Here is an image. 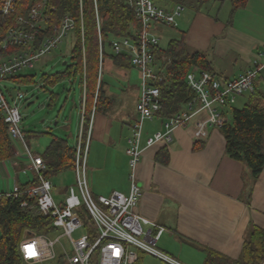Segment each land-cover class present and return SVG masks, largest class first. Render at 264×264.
Masks as SVG:
<instances>
[{
  "label": "crops",
  "instance_id": "1",
  "mask_svg": "<svg viewBox=\"0 0 264 264\" xmlns=\"http://www.w3.org/2000/svg\"><path fill=\"white\" fill-rule=\"evenodd\" d=\"M153 1L167 10L178 4L185 7L171 33L172 39L184 37L191 50L205 52L214 72L221 77H239L252 66L257 53L264 51V0H249L234 15L231 5L224 17L221 9L225 0L200 7L195 0ZM105 60L103 87L115 102L110 112H98L94 117L88 176L96 196L130 191L126 149L121 153L115 146H127L140 94L139 86L133 117L116 122L111 116L116 100L106 89L104 69L112 70L117 66L115 72L126 80L128 68L116 65L111 58V61ZM256 84L264 92V69ZM228 110L225 109L227 113ZM207 116L208 112L202 110L185 126L177 127L167 146L159 142L146 147V137L162 128L160 119L144 126L142 147L145 148L138 169L142 195L137 211L166 228L158 247L184 264H205L209 250L232 259L239 258L245 237L253 226L264 229V169L254 179L243 162L229 157L220 128L204 126ZM18 151L19 157L8 160L11 165L8 166L7 160L0 162L3 179L0 178V191H10L16 184H27L36 177L24 148ZM68 187L58 193L63 195L59 200H63ZM138 264L170 263L140 252Z\"/></svg>",
  "mask_w": 264,
  "mask_h": 264
},
{
  "label": "built area",
  "instance_id": "2",
  "mask_svg": "<svg viewBox=\"0 0 264 264\" xmlns=\"http://www.w3.org/2000/svg\"><path fill=\"white\" fill-rule=\"evenodd\" d=\"M129 3L135 10L140 26L129 36L115 38L112 50L114 54H128L132 66L140 72L137 116L132 123V134L126 146L130 191L128 194L114 191L108 196H95L91 190L88 158L95 111L86 128L84 85L80 130L75 144L73 170L76 184L69 186L63 200H57L53 194L51 178L43 174L48 164L43 156L31 149L23 131L20 103L26 93L4 84L20 75L23 69L33 68L35 62L43 56L60 48L75 30L76 19L67 13L61 17L59 24L54 25L51 10H55V7L49 4V0H31L22 13H17L19 6L25 8L21 0H0V120L6 123L12 139L22 144L29 167L41 180L38 185L24 191L27 199L21 205L31 206L35 212L51 217L53 226L62 231L56 240L44 234L24 238L20 243V251L29 264L56 259L55 244L63 236L70 239L73 252L69 254L64 249L62 255L72 264H138L140 252L154 255L170 264H184L158 247L166 228L137 211L142 195L138 169L145 148L142 147L144 124L155 119H160L162 123L160 130L146 137V147L159 142L168 145L174 138V130L185 126L198 112H208L204 126L220 128L228 120L225 109L235 104L238 96L245 93L251 95L257 91L256 81L264 69V51L257 53L252 66L235 79H226L198 68L192 69L187 75V81L195 91V96L177 113L163 119V103L158 84L167 74L165 69H159L156 64L155 49L160 45L158 30L161 26H177L176 19L185 7L178 4L167 10L156 5L153 0H129ZM100 53L102 61V44ZM20 154L16 150L14 157ZM22 192L21 185L16 184L10 191H0V196L6 194L17 197ZM82 206H86L93 228L92 232L76 240L72 237L73 231L79 226H85L79 214Z\"/></svg>",
  "mask_w": 264,
  "mask_h": 264
},
{
  "label": "trees",
  "instance_id": "3",
  "mask_svg": "<svg viewBox=\"0 0 264 264\" xmlns=\"http://www.w3.org/2000/svg\"><path fill=\"white\" fill-rule=\"evenodd\" d=\"M213 1L217 0H195V4L200 7ZM229 1L234 15L238 9L244 8L249 0ZM21 3L25 8L23 9V5L19 6L17 13L24 12L31 0H21ZM49 4L55 7V10H51L54 25L59 24L61 17L67 13L76 19L75 30L66 41L71 46L73 63L70 67L73 70L53 75L52 81L55 82L72 73L80 75L82 87L80 107L84 98V85L86 87L87 128L93 111L95 117L98 112L108 113L114 107L115 101L108 96L103 87L102 64L105 58L113 59L114 63L121 67H133L128 54L113 53V40L131 35L133 30L140 26V22L129 0H96V5L95 0H49ZM155 55L157 67L165 69L167 74L158 84L163 103L161 117L165 119L177 113L195 96V91L187 81L188 73L194 68L214 72V68L208 55L200 50H191L184 37L171 39L167 48L158 46ZM24 81H33V75L20 74L13 78L11 83ZM55 97L56 94L53 93L51 102H54ZM227 108L228 120L220 127L226 139V153L229 157L243 162L249 168L252 177L257 179L264 169V92L257 88L243 106L237 107L233 104ZM23 131L28 138L30 135L24 127ZM51 135L52 140L43 152L33 150L43 156L48 164L47 170L43 173L46 178H51L67 168L74 169L76 158L75 145H70L66 137L53 133ZM14 142L8 133L6 123L0 120V162L14 157L16 152ZM40 182V178L36 176L32 182L21 185L23 192L17 197H9L6 194L0 196V264H29L22 257L21 241L31 235L44 234L50 237L53 232L58 231L53 226L51 217L35 212L31 206L21 205L27 199L24 191ZM79 214L84 219L85 227L92 229L93 223L86 206L79 208ZM263 261L264 229L255 225L245 237L239 258L232 259L209 250L205 264H262ZM52 264L72 263L64 255H60Z\"/></svg>",
  "mask_w": 264,
  "mask_h": 264
},
{
  "label": "rangeland",
  "instance_id": "4",
  "mask_svg": "<svg viewBox=\"0 0 264 264\" xmlns=\"http://www.w3.org/2000/svg\"><path fill=\"white\" fill-rule=\"evenodd\" d=\"M230 9V1L225 0L221 9V16H226ZM161 27L159 32L160 46L167 48L170 40L173 38L171 33H173L177 26ZM65 61L67 62L66 64H64ZM108 61H111L109 57L106 58L105 62ZM72 63L70 43L68 42L67 44V42H65L60 48L55 49L51 53L43 56L39 61H36L33 68H25L21 71L22 75H33V81L17 83H11L9 81L4 84L9 88L15 87L26 93V97L20 103V110L23 115L22 125L27 134L30 135L27 138L28 145L36 152L44 151L46 144L48 145L51 142V133L66 137L72 145L77 143L80 130V104L82 97L80 75L72 73L55 82L52 81L53 75L64 73L69 70L72 71L73 69L70 67ZM115 69H117V66H114L112 70H107L105 67L104 77L109 83H106V89L109 93H112V97L116 100V107L111 116L118 122L122 118L131 119L135 114L136 95L140 86V72L137 68L130 67L126 69L129 78L124 80V78L115 72ZM125 88L127 89L125 90ZM53 93L56 94V97L54 102H51ZM249 96V93L238 96L234 105L237 107L243 106L247 102ZM244 101L246 102L244 103ZM148 122L149 121L145 122V128L148 127ZM64 124H70V126L64 127ZM131 134L132 133H130L129 136H131ZM15 142L17 149L22 150L23 147L21 144L17 141ZM115 147L118 148L121 153H125L126 148L123 145L121 146L118 144ZM7 164L8 166L11 165L8 160ZM0 178L2 179L1 167ZM90 179V176H88L89 183H91ZM51 181L54 184L53 194L55 198L59 200L63 197V195L58 194L60 191L64 192L66 187L76 184L75 173L73 169L67 168L52 176ZM61 232V230L53 232L50 235L51 239L56 240ZM90 232H92V229L79 226L73 231L72 237L77 240L82 235ZM64 249H66L69 254L73 252L71 241L66 236H63L60 242L55 244L57 256L64 254ZM54 261L55 259L47 260L38 264H52Z\"/></svg>",
  "mask_w": 264,
  "mask_h": 264
},
{
  "label": "water",
  "instance_id": "5",
  "mask_svg": "<svg viewBox=\"0 0 264 264\" xmlns=\"http://www.w3.org/2000/svg\"><path fill=\"white\" fill-rule=\"evenodd\" d=\"M67 62L65 61L64 64H66Z\"/></svg>",
  "mask_w": 264,
  "mask_h": 264
}]
</instances>
